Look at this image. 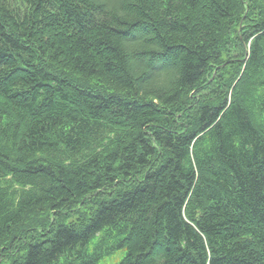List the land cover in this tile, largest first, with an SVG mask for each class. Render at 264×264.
<instances>
[{
    "label": "trees",
    "instance_id": "1",
    "mask_svg": "<svg viewBox=\"0 0 264 264\" xmlns=\"http://www.w3.org/2000/svg\"><path fill=\"white\" fill-rule=\"evenodd\" d=\"M245 3L0 0V254L50 207L78 219L25 227L12 264H264V0Z\"/></svg>",
    "mask_w": 264,
    "mask_h": 264
},
{
    "label": "rangeland",
    "instance_id": "2",
    "mask_svg": "<svg viewBox=\"0 0 264 264\" xmlns=\"http://www.w3.org/2000/svg\"><path fill=\"white\" fill-rule=\"evenodd\" d=\"M249 0H246V3L244 4V9L247 11L249 9ZM245 26V24L243 25ZM239 30V29H238ZM247 53H250V44L247 46ZM248 57V55H247ZM41 219V221L44 220H48V224L51 222H57L59 223L60 221H62L61 223H70L72 221H76V219H78L77 216V212L72 213L71 216H68L67 218H65V220H62L63 218H61L59 215H56V212H54V210L50 207H44V208H37L34 209L33 211H31L29 213V215L18 225L13 229L12 234L8 235L7 242H4V244L2 245V250H1V254H0V264H12V262L20 257V254L23 252H25L26 247L23 246L22 248L17 247L16 244V239H17V235L19 232L23 231L25 227H28L32 224L37 223V221H39ZM49 227V226H48ZM52 227V225H51ZM23 242H25L26 239V233L23 234ZM98 243V242H96ZM19 250V251H17ZM17 252V253H16ZM16 253V254H15ZM123 251L116 253L114 255L111 256H105L101 262H99L98 264H114L116 262H118L122 255H123Z\"/></svg>",
    "mask_w": 264,
    "mask_h": 264
}]
</instances>
